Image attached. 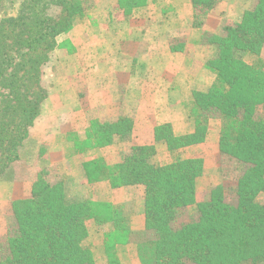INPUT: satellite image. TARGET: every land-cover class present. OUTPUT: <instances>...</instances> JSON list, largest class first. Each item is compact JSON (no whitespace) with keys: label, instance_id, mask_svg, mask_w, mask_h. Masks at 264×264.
<instances>
[{"label":"trees","instance_id":"1","mask_svg":"<svg viewBox=\"0 0 264 264\" xmlns=\"http://www.w3.org/2000/svg\"><path fill=\"white\" fill-rule=\"evenodd\" d=\"M216 1L191 0L193 25H202ZM120 2L128 14L146 0ZM24 4L23 12L0 20V81L7 89L0 110V174L18 159L17 148L39 114L45 97L39 69L46 52L88 9L87 0H53L60 7L56 14L47 12L45 0ZM201 43L215 49L205 62L215 79L206 91L190 92L185 110L193 131L177 136L170 124L157 125L152 144L109 160L103 149L115 139L129 141L132 120L119 116L91 124L72 153L81 157L87 186L106 184L108 192L70 198L75 179L37 171L30 195L11 203L12 222L0 235V264H96L98 242L104 264H117V245L126 246L138 264H264V205L258 201L264 195V0H254L221 34H202ZM17 48L24 53L13 56ZM33 55L35 62L26 64ZM214 120L219 153L240 169L233 187L214 185L197 201L204 161L185 149L203 143ZM158 146L169 162L159 160ZM135 186L143 188L139 230L120 197L121 190Z\"/></svg>","mask_w":264,"mask_h":264},{"label":"rangeland","instance_id":"2","mask_svg":"<svg viewBox=\"0 0 264 264\" xmlns=\"http://www.w3.org/2000/svg\"><path fill=\"white\" fill-rule=\"evenodd\" d=\"M52 1L45 0V3L49 4L47 12L56 14L60 7L52 5ZM253 1L217 0L207 12L202 25L195 26L191 0H146L145 5L135 9L134 14L133 10L125 14V3L120 0H87L85 17L75 21L69 32L55 38L52 50L46 52L47 61L40 65L39 86L43 89L45 97L39 105V114L28 128L26 138L17 148L18 159L0 174V235L12 222V201L30 195L34 176L42 169H48L51 179L60 173L75 179L68 191L70 198L78 199L88 195L97 198L108 192L106 184L87 186L80 174L81 157L72 153L76 143L74 141L83 140L91 124L119 116L132 120L131 139L122 142L115 139L112 145L103 149L102 154L109 160H114L120 152H126L133 146L152 144L154 127L167 121L172 109L163 106L167 97L163 96L162 92L155 90L151 93L149 90L155 85V81L152 80V70H147L144 63L147 56L145 50L148 39L154 38L157 33H162L158 37L166 38L173 45L172 50H181V42L190 34L189 29L177 31L181 27V21L185 23L182 10L185 4L189 3L191 6L190 19L195 37L201 39L204 33L214 31L221 34L223 27L237 22L242 13L252 6ZM25 2L26 0H0V20L15 16L19 10L23 12L26 8ZM147 5L159 21L149 18L151 10L147 9ZM131 15H137L138 20L132 22ZM159 23L161 28L158 27ZM177 33L178 37L175 35ZM133 39L142 41L136 46V43L131 41ZM135 51L144 55V61L137 59ZM12 52L13 56L24 53L20 48ZM261 56L264 58V45ZM32 57L26 64L35 62L36 56ZM18 62L20 61L16 59L15 63ZM133 69L138 73L135 71L136 74L130 79L126 73L130 75ZM158 72L166 76L168 70L161 67ZM26 84L27 88L30 84L33 85ZM125 85L129 88L128 92L123 90ZM193 91L196 90L185 92L187 100H183L182 110L186 116L185 106L190 102V92ZM6 93L7 89L0 81V110L5 106L3 97ZM176 102L174 99L171 103ZM209 128L211 135L204 151L209 156L196 154L204 161L203 173L197 182V201L205 199L209 188L214 185L233 187L240 169L236 162L222 156L218 151V122L211 121ZM157 149L162 163L171 160L160 146ZM120 192V197H124L122 200L130 206L133 227L141 229L143 188L128 187ZM258 201L264 205V195L259 196ZM91 235L92 240H98L97 233ZM99 246L98 242L95 247L96 264H104L105 257ZM128 252L124 245L115 247L117 264H138Z\"/></svg>","mask_w":264,"mask_h":264},{"label":"crops","instance_id":"3","mask_svg":"<svg viewBox=\"0 0 264 264\" xmlns=\"http://www.w3.org/2000/svg\"><path fill=\"white\" fill-rule=\"evenodd\" d=\"M146 7L149 11L151 10V13H149V18L159 21L151 7L149 5ZM135 9L138 10L139 8H134L132 14H134ZM182 10L184 14L183 18L185 17V23L184 21H181V27H179L177 31L189 29L190 34L187 39L181 42V50L178 48L172 50L171 48H173V45L169 43L166 38L162 39L158 37L162 33H157L154 38L148 39L147 48L145 50V54L147 55L146 62L143 60L144 55L139 54L138 51L134 52L135 54L137 52V59L143 60L147 65V70H152V80L155 81V85L152 87V89L149 88L151 93L156 90L162 92V95L167 97L165 103H163V106L172 109V111L171 116L167 121L165 120L164 123L170 124L173 133L177 136L189 134L193 131V125L191 121L187 118L184 111L182 110L184 102L183 100H187V93L185 92L189 90L206 91L211 86L214 79L213 74L205 68L204 63L214 56L215 49L212 45L202 44L200 42L201 39L195 37V31L191 26L190 4H185ZM138 18L139 17L137 15H134L132 16L131 21L135 22V20L137 21ZM158 27L161 28L160 23ZM211 33L215 32L212 31ZM175 35L178 37L179 33ZM135 39L131 41H134L136 46H138L140 44L138 42L142 40ZM139 50L144 53V51L141 49ZM161 67L167 68L168 73L166 76H163L160 72H158V69ZM133 70L134 71L130 75L129 73H126L130 79H132L131 77L134 76V73H138L136 69ZM123 90L128 92V86L125 85ZM174 99H176L177 102L171 103ZM210 135L211 132L210 128L208 127L206 140L201 144L186 148L185 152L189 155L202 153L203 157H208V153H204V151L206 145H208V139Z\"/></svg>","mask_w":264,"mask_h":264}]
</instances>
